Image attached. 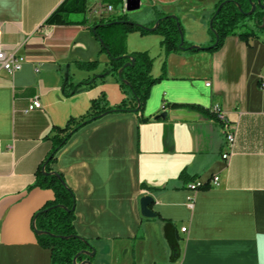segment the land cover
Returning a JSON list of instances; mask_svg holds the SVG:
<instances>
[{"label": "crops", "instance_id": "crops-1", "mask_svg": "<svg viewBox=\"0 0 264 264\" xmlns=\"http://www.w3.org/2000/svg\"><path fill=\"white\" fill-rule=\"evenodd\" d=\"M218 1L141 0L139 9L145 4L153 16L139 22L155 20V8L180 14L187 41L207 47ZM62 3L0 0V51L26 60L13 76L0 68V264H51L33 217L54 194L28 190L52 150L46 136L86 114L103 91L111 106L125 98L113 77L72 98L62 95L68 68L78 83L110 64L88 26L101 19L95 10L105 6L102 0H89L88 25H46ZM162 40L140 33L127 38L129 53L154 58L153 76L166 66V78L146 103L149 121L141 124L135 113L107 115L80 129L58 154L54 168L76 196L75 228L95 247V264H264V35L251 46L229 36L219 50L169 55ZM94 60L100 62L95 72L75 66ZM36 99L42 108L25 113ZM215 106L237 125L229 163ZM214 176L218 187L188 188L195 178L206 183ZM147 195L159 218H143Z\"/></svg>", "mask_w": 264, "mask_h": 264}, {"label": "trees", "instance_id": "trees-1", "mask_svg": "<svg viewBox=\"0 0 264 264\" xmlns=\"http://www.w3.org/2000/svg\"><path fill=\"white\" fill-rule=\"evenodd\" d=\"M125 0H102L104 8L113 7V12L102 14L101 19L88 25V21L71 20L72 14H85L89 0H65L50 15L46 25L87 24L94 37L101 45V53H107L110 64L101 74L81 82H75L68 68L63 74L62 95L72 98L85 89H93L99 83L105 84L108 77H114L121 92L126 96L123 101L111 106L106 93L103 91L97 98L91 100L88 112L80 117H72L64 127L54 126L46 139L52 142V150L39 165L35 173V181L29 191L35 188L50 190L54 199L47 202L33 217V228L41 247L51 253V264H95L96 252L91 240L79 235L75 228L76 196L69 186L65 176L54 168L58 161L59 152L68 144L70 139L83 127L111 114L135 113L140 123L149 121L144 116L147 100L151 89L166 78V66L163 73L152 75L154 58L146 52L129 53L127 38L132 33L142 36L157 35L163 38L161 46L165 54L179 53L188 50L192 53L219 50L229 36H238L248 45L264 35V8H257L248 15L254 5H264V0H219L211 17L209 34L212 45L207 47L195 46L185 38V29L181 19L176 15L167 14L154 9L157 18L148 24H139L122 13ZM222 6L221 10L218 9ZM157 29L152 30L156 24ZM183 36V44H182ZM135 60V63H132ZM132 63L127 66V64ZM99 60L76 62L78 70L95 72L99 68ZM207 112V111H206ZM209 113V112H207ZM212 116L216 117L214 114ZM201 179H193V181ZM211 180V179H210ZM210 180L204 183L201 190H207ZM154 203L150 206L153 210ZM156 218L159 214L156 213ZM146 220V219H145ZM151 220V219H147ZM76 260V262H75Z\"/></svg>", "mask_w": 264, "mask_h": 264}, {"label": "built area", "instance_id": "built-area-1", "mask_svg": "<svg viewBox=\"0 0 264 264\" xmlns=\"http://www.w3.org/2000/svg\"><path fill=\"white\" fill-rule=\"evenodd\" d=\"M65 1V0H63ZM138 4L136 0L132 3V0H125L122 13L130 12V8L136 7ZM96 13L99 15L112 13L113 7L108 6L106 8L99 6L96 8ZM25 58L23 56L12 54L10 56L6 55L4 52L0 51V68L9 73V75L13 76L16 72L20 71L23 68L25 63ZM210 86V83L207 84ZM261 88H264V73L260 78ZM42 108L41 101L39 99L31 102L25 113H30L32 111L38 110ZM213 114L216 116V119L222 124L223 131L225 134V148L222 153V158L226 163H229L233 155L235 154V146L237 141V125L231 123L228 119V116L225 112L221 110L219 106H215L212 110ZM204 186V183L200 180L193 181L188 184V188L194 191H200ZM210 187H218L220 186V177L214 176L211 178L209 185ZM192 207V204H191ZM187 228L182 229V232H186Z\"/></svg>", "mask_w": 264, "mask_h": 264}, {"label": "water", "instance_id": "water-1", "mask_svg": "<svg viewBox=\"0 0 264 264\" xmlns=\"http://www.w3.org/2000/svg\"><path fill=\"white\" fill-rule=\"evenodd\" d=\"M136 2L138 5L134 8H130V11L138 10L140 8L141 0H136ZM132 3H134V0H132ZM258 7L264 8V5H262L261 3H259V6L254 5L252 11L248 15H252L257 10ZM221 8H222V6H220V8L218 9V12L221 10ZM158 25L159 24L157 23L156 26L152 30L154 31L155 29H157ZM182 44H183V36H182ZM132 63L134 64L135 60H132ZM132 63L127 64V66L131 65ZM164 116H165V114L157 117V119H159L160 117H164ZM154 201L155 200L151 195L144 196L141 199V213H142L143 218H146V219L156 218V216H157L156 213L150 209V206L154 203ZM95 253L96 252H93L91 254V256H95ZM75 262H76V260H75Z\"/></svg>", "mask_w": 264, "mask_h": 264}, {"label": "rangeland", "instance_id": "rangeland-1", "mask_svg": "<svg viewBox=\"0 0 264 264\" xmlns=\"http://www.w3.org/2000/svg\"><path fill=\"white\" fill-rule=\"evenodd\" d=\"M215 11V10H214ZM152 12V11H151ZM214 13V12H213ZM127 14H128V17L131 19V20H133V21H135V22H137V23H139V24H142V23H140L139 21H141L142 19H145V21H149V19L151 18V16H153V15H151V14H153V12L152 13H147V7L145 6V4H144V6L141 8V9H139V10H133V11H130V12H127ZM202 14V13H201ZM205 16H206V18H208V16H207V12L204 14ZM176 16H178L179 18H180V14L179 15H176ZM211 17H212V15H211ZM211 17H210V20H209V25H208V30L210 29V24H211ZM70 18H71V20H76V18H79V19H83L84 18V14L83 13H78V14H72L71 16H70ZM181 19V18H180ZM181 22H182V24H183V21L181 20ZM183 27H184V25H183ZM209 36H210V34H209ZM211 37V36H210ZM185 38H186V40H187V37H186V34H185ZM196 46V45H195ZM100 65V64H99ZM109 78V77H108ZM114 78V77H113ZM125 98H126V96H125Z\"/></svg>", "mask_w": 264, "mask_h": 264}, {"label": "snow or ice", "instance_id": "snow-or-ice-1", "mask_svg": "<svg viewBox=\"0 0 264 264\" xmlns=\"http://www.w3.org/2000/svg\"><path fill=\"white\" fill-rule=\"evenodd\" d=\"M262 239H264V238H262Z\"/></svg>", "mask_w": 264, "mask_h": 264}]
</instances>
